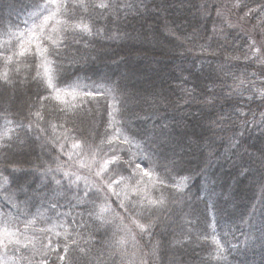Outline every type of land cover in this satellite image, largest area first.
<instances>
[{
	"label": "trees",
	"instance_id": "trees-1",
	"mask_svg": "<svg viewBox=\"0 0 264 264\" xmlns=\"http://www.w3.org/2000/svg\"><path fill=\"white\" fill-rule=\"evenodd\" d=\"M35 2L0 0V224L19 241L0 243V264H264V0H103L82 14L92 33L70 28L50 57L70 104L36 77L35 45L15 55ZM116 130L129 163L109 174L139 164L137 187L164 199L145 233L89 216L105 193L83 195ZM133 185L108 194L123 216Z\"/></svg>",
	"mask_w": 264,
	"mask_h": 264
},
{
	"label": "snow or ice",
	"instance_id": "snow-or-ice-1",
	"mask_svg": "<svg viewBox=\"0 0 264 264\" xmlns=\"http://www.w3.org/2000/svg\"><path fill=\"white\" fill-rule=\"evenodd\" d=\"M111 5L109 3L101 2L99 4L89 3V0H36L33 7L35 11L32 13L34 17V22L31 28L28 30V36L25 40L23 38L24 34H20L19 38V48L20 51L15 53L17 56H24L26 53L32 51V45H35V51L38 56L41 58V64L39 68L42 71H37L36 77L41 78L48 88L55 93V99L61 100L65 104H70L69 101H64L62 99L61 89H59L55 81V70L53 65L56 63L54 59L50 57H55L59 55L58 49L63 45L64 41L67 39L66 33L71 30L73 31H82L88 34L92 33V27L87 22L83 13H87L89 8H101L108 9ZM79 10L81 15L79 17L75 16V11ZM250 11H253L250 9ZM39 20V23L35 21ZM15 35V34H13ZM47 42L45 45L44 42ZM259 49H256V52H259ZM3 55V53H0ZM7 63L12 62V56L4 57ZM261 63H264V58L261 59ZM3 79L5 82H8L7 73L4 74ZM243 83V81L241 82ZM64 95H69L72 97V100L76 99L75 89L73 92H65ZM86 96H91L92 93L86 92L84 93ZM260 95L264 96V90H260ZM44 99H47L46 97ZM75 106V105H72ZM37 116H40V113H36ZM42 119V117H41ZM102 144H108L110 147L108 148V152L105 153V156L108 158L103 159L102 163H99L98 170L95 171L94 175L99 178L101 181L100 185H93L88 188L84 193V197L91 199L93 205H95L96 200L89 197V193H92V197L100 198V193H105L103 196L104 203L99 206V211H89V216H95L96 219L101 220L102 223H109V221L104 220L105 213H111L114 219H119L123 222L125 219H129L133 224L136 225L141 231V233L148 232L153 226L154 221L152 219H148L146 224L140 223V219L146 218V214H150L154 208L160 207L164 204L163 197L160 198H152L147 194L146 189H139L137 185L143 183L142 177H139L137 170L143 172L144 176H150L151 174L140 168L139 164H136L135 169H132L129 173L128 177L124 176H112L109 174L110 166L115 165L117 168L121 164H128L129 161L122 160L120 155L122 149H120V144H128L130 141L127 137L122 136L119 130H116L111 136L107 137L105 140L101 141ZM63 148V145H61ZM73 149H80L81 143L80 141H76L72 144ZM108 153L112 155L109 157ZM71 158V157H70ZM93 161H95V153H93ZM82 167H85L83 163ZM113 172L116 171V168L112 169ZM106 174H108L106 176ZM67 175V173H65ZM80 179V177H77ZM135 179V185L132 186L133 195H140V199L137 201H133L129 196L125 195L123 199H120V203L118 205L119 208L123 209L127 216H123L120 213L116 212L114 209L110 207V196L109 193L113 196H116L118 199L120 198V192H117L114 189V185L119 186L121 181L124 180H133ZM59 183V181H57ZM178 190H179V186ZM124 188H128V184H124ZM126 227V226H125ZM15 236V233L9 231V225L7 220L3 221L0 224V243H3L4 239H8L9 242L19 243L18 240L13 241L12 237ZM133 239L135 237L133 236ZM217 244V251L220 250L219 243L215 241ZM125 241L123 238L119 241V243L123 244ZM27 245H25L26 247ZM67 251V249H65ZM83 252V249H81ZM61 260L64 259L63 256L60 257Z\"/></svg>",
	"mask_w": 264,
	"mask_h": 264
}]
</instances>
